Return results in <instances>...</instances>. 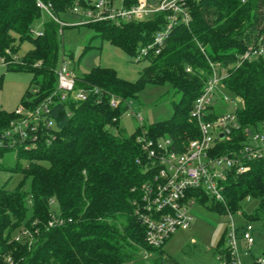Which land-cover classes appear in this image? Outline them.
<instances>
[{"label": "trees", "instance_id": "obj_1", "mask_svg": "<svg viewBox=\"0 0 264 264\" xmlns=\"http://www.w3.org/2000/svg\"><path fill=\"white\" fill-rule=\"evenodd\" d=\"M38 1L51 5L53 16L63 22L74 16L71 10L77 2L86 0ZM123 3L131 8L138 0ZM188 4L190 25L174 27L159 55L151 52L139 61L146 66L135 83L121 80L110 69L98 67L80 74L72 67L79 80L76 89L89 84L99 93L84 102L57 100L45 115L53 122L50 130H28L15 141L10 126L20 117L0 109V159L11 151L16 158L13 168L0 166L9 174L0 188V264H166L161 252L167 241L159 250L148 248L146 228L135 214L142 205V186L150 178L146 172L150 162L139 137L154 142L169 139L177 151L198 137L189 115L213 74L211 64L227 70L222 89L243 104L236 112L241 130H259L264 124V55L237 66L240 56L264 39V0H189ZM38 21L43 24L37 33ZM167 22V14L158 13L143 21L83 27L135 59ZM65 28L73 27L61 28L37 7V0H0V56L18 57L23 65L7 69L33 76L21 102L26 111H34L56 91L61 56L72 59L61 43L60 30ZM24 43L31 49L20 57ZM148 84L170 85L173 116L124 136L118 124L128 107L122 103L112 108L110 100L116 96L127 102ZM241 130L234 133L237 142L244 140ZM248 165V172L228 175L224 203L196 195L199 204L225 216L242 214L241 201L252 195L259 207L244 215L245 222L264 226V162ZM53 219L62 224L50 227ZM217 249L218 259L229 262L226 231ZM145 251L150 254L147 258Z\"/></svg>", "mask_w": 264, "mask_h": 264}, {"label": "built area", "instance_id": "obj_2", "mask_svg": "<svg viewBox=\"0 0 264 264\" xmlns=\"http://www.w3.org/2000/svg\"><path fill=\"white\" fill-rule=\"evenodd\" d=\"M88 1V2H87ZM245 2V0H242ZM124 0H86L84 4L77 2L71 14L79 17L75 23L58 21L52 14L51 5H45L37 0V7L45 14L58 22L63 27H83L88 24L110 22L120 24L128 21H143L148 17H154L158 13L167 14L166 27L158 32L153 42L143 48L137 62L145 59L153 52L159 55L165 46L172 29L179 24L189 26L191 22L189 0H138L137 5L127 8ZM86 5V6H85ZM62 34V29L60 30ZM7 55L11 56L9 51ZM264 55V39L257 47L250 48L240 56L237 66ZM10 65H23L18 57L7 60L0 56V67L7 68ZM213 74L209 78L202 95L195 100L189 115V123L198 131V137L191 139L187 145H183L182 151H177L169 139H161L156 142L144 135L138 141L147 154L150 165L146 170L150 175L149 180L142 186V205L135 210L136 216L146 228V244L152 250H159L178 229H187L193 221L191 209L199 204L197 193L208 196L216 203L225 202V182L228 175L243 174L250 170L249 163L264 162V124L259 130L245 128L241 130L235 109L231 114L217 115L215 108L219 104H229L233 101L226 96L218 95L222 89V82L228 77L227 70L219 65H212ZM190 68L187 72H190ZM58 83L56 91L44 102L38 105L34 111H27L20 106L15 112L20 117L12 122L10 135L15 140L24 138L28 130L37 131L40 127L50 130L53 122L45 115L50 113L51 107L59 102L74 101L84 102L93 94H98L99 89L91 85L76 89L78 76L72 69L69 58L63 54L56 69ZM222 98V100H217ZM124 103L130 110L129 104L112 96L110 106L117 108ZM129 114V113H128ZM141 121L142 119L138 117ZM242 131L244 140L235 141L234 133ZM237 214V216H239ZM229 221L225 225L227 247L230 253V261L223 264H240L239 240H243L250 248L254 243L252 232L254 225L251 223L238 224L235 216L227 213ZM61 225L62 222L53 219L49 226ZM243 228L239 232V228ZM23 234H28L24 232ZM18 239V237H17ZM145 258L150 256L144 252ZM8 263L11 262L9 258ZM254 264H264V258L257 259Z\"/></svg>", "mask_w": 264, "mask_h": 264}, {"label": "rangeland", "instance_id": "obj_3", "mask_svg": "<svg viewBox=\"0 0 264 264\" xmlns=\"http://www.w3.org/2000/svg\"><path fill=\"white\" fill-rule=\"evenodd\" d=\"M77 21L79 17L71 16L63 22L69 24ZM42 24L41 21L35 23L34 29L37 33L42 31ZM61 35L63 48L71 54L72 59L69 58L71 66L76 67L80 74H87L94 68L101 67L114 71L121 80L135 83L146 66V62L137 63L134 57L113 44L94 38V33L87 27L65 28ZM30 49L31 45L24 43L19 56H25ZM32 78L31 73L9 71L5 67H0V108L3 111L12 113L21 106ZM171 92L172 88L169 84L161 86L148 84L135 97L130 98L127 101L130 110H127L118 124L123 135H132L139 126L148 128L171 119L173 116L172 100L169 98ZM221 92L218 97L223 95L233 102L226 105L219 104L215 108L217 115L231 114L235 109L243 108L237 96L227 90L221 89ZM26 114L27 111L23 110L22 115L26 116ZM138 117L142 120L140 121ZM15 163L13 151L6 153L0 159V166L6 169L13 168ZM8 178L7 171H0V188ZM206 206L195 204L191 209L193 221L190 227L178 229L166 242L161 252L164 260L167 261L166 264H223L218 259L217 247L225 233V225L229 218ZM240 207L242 214L235 216V220L238 224H244L246 223L244 215L254 214L259 207V201L254 196L248 195L241 201ZM252 237L254 243L250 248L243 240L238 242L240 264H254L257 259L264 258V226L254 227Z\"/></svg>", "mask_w": 264, "mask_h": 264}, {"label": "crops", "instance_id": "obj_4", "mask_svg": "<svg viewBox=\"0 0 264 264\" xmlns=\"http://www.w3.org/2000/svg\"><path fill=\"white\" fill-rule=\"evenodd\" d=\"M0 109H2V108H0Z\"/></svg>", "mask_w": 264, "mask_h": 264}]
</instances>
